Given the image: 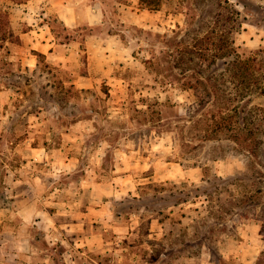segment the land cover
<instances>
[{
  "label": "rangeland",
  "instance_id": "374dc122",
  "mask_svg": "<svg viewBox=\"0 0 264 264\" xmlns=\"http://www.w3.org/2000/svg\"><path fill=\"white\" fill-rule=\"evenodd\" d=\"M26 1L0 0V204L7 164L54 173L28 193L52 214L25 229L35 251L22 264H264V0H229L242 14L220 27L215 1L141 0L145 28L129 24L140 67L118 92L77 89L44 57L24 67L10 9ZM213 70L216 81L198 82ZM196 86L218 99L201 101ZM46 143L51 158L31 159Z\"/></svg>",
  "mask_w": 264,
  "mask_h": 264
},
{
  "label": "crops",
  "instance_id": "0c3cea01",
  "mask_svg": "<svg viewBox=\"0 0 264 264\" xmlns=\"http://www.w3.org/2000/svg\"><path fill=\"white\" fill-rule=\"evenodd\" d=\"M10 10L12 27L26 50L22 57L24 67L39 68L41 62L36 53H40L50 69L73 77L69 82L77 89L101 90L106 86L109 91L118 92L129 88L128 78L136 74V68L140 67L139 53L130 50L139 41L130 30V25L137 29L145 28L138 21L141 13L147 11L142 7L141 0H27L14 3ZM54 21L63 26V32H57ZM7 93L10 90L0 91V98ZM4 103V100L0 101V104ZM88 121L96 129V115ZM83 122L84 119H78L74 126L78 127ZM51 152L46 143L32 147L30 158L46 163L52 156ZM72 158L66 157L64 170L72 169ZM167 164L173 162L168 161ZM6 166L9 178L6 189L10 194L5 199L6 204H0V264H22V259L32 256L35 251L32 237L25 233V229L44 224L48 215L52 214L49 208L40 206L46 205L40 197L28 193L36 191L35 184L46 185L48 175L54 173V169L47 170L45 178L43 171L35 172L36 169L27 161L20 168L24 175L17 174V167ZM19 183H23V188L27 190L24 195L15 192ZM241 232H244L246 242L240 250L249 252L253 238L245 228ZM86 238H93V234ZM88 245H92L91 242ZM203 264L214 263L208 261Z\"/></svg>",
  "mask_w": 264,
  "mask_h": 264
},
{
  "label": "trees",
  "instance_id": "16d2710c",
  "mask_svg": "<svg viewBox=\"0 0 264 264\" xmlns=\"http://www.w3.org/2000/svg\"><path fill=\"white\" fill-rule=\"evenodd\" d=\"M142 1H145V0H142ZM146 1H154V0H146ZM202 1V0H201ZM212 1H215L216 3H217V5H218V7L221 9V10H219V12L218 13H216V16H215V19H216V24H219L218 26L220 27V22L222 21V20H224V19H226V23H228L229 21H233L234 22V18L232 19V16L234 17V15H235V17H236V23H238V19L241 17V12L239 11V10H237L236 9V6H234V5H232L230 2H229V0H212ZM244 6H247V2L246 1H248V0H239ZM226 4V6H225V4ZM224 10L225 11H228L229 12V14H230V12L232 11V16H231V14L229 15V14H226L225 12H224ZM3 18H6V22L4 23V25H7L8 27H10V19H9V16L8 15H5V14H2V13H0V24L2 23L1 22V20L3 19ZM4 25L2 24L1 26H0V29L2 30L3 28H4ZM239 27L240 28H242V24L240 25V22H239ZM11 30V29H10ZM215 31H216V29H215ZM235 31H237L236 30V28H235ZM238 32H239V30H238ZM213 33H215V32H213ZM12 35V34H11ZM182 36V35H181ZM207 39H208V41H210V40H212V38L209 36V37H207ZM179 43H182V41H180ZM227 45H228V43H227ZM230 49H233L232 48V46L230 47V46H228ZM37 55H38V57H39V60H40V58L41 57H43V55L42 54H40V53H36ZM217 56V55H216ZM227 56H229V55H227ZM227 56H225L226 58H227ZM218 59H220L219 61H221V60H223V59H225V58H223V57H220V58H218ZM218 61V62H219ZM218 62H216V60H215V64H218ZM214 64V65H215ZM239 71L238 72H242V69L241 68H239L238 69ZM214 72H212V73H210V74H205V72H199L198 73V76H199V78H198V82L200 83V84H202V85H204L205 83L207 84V83H210V82H213V81H216L217 80V77L215 76V70H213ZM199 86H196V89H195V91H196V95L200 98V100L201 101H203V102H206V98H211V99H213L214 98V100H217L218 99V91L217 90H206V89H204V88H202L201 90H199Z\"/></svg>",
  "mask_w": 264,
  "mask_h": 264
}]
</instances>
